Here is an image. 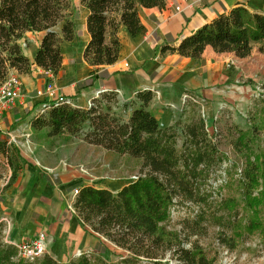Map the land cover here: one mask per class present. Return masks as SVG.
<instances>
[{"label": "trees", "instance_id": "trees-1", "mask_svg": "<svg viewBox=\"0 0 264 264\" xmlns=\"http://www.w3.org/2000/svg\"><path fill=\"white\" fill-rule=\"evenodd\" d=\"M89 10L86 27L90 39L83 51L84 59L93 67L114 63L119 54L117 31L123 25L136 36L142 29L139 8L164 6V0H79ZM62 24V36L53 28ZM45 34L34 57V64L56 73L62 55L59 43L75 34L74 6L71 0H0V84L15 70L27 73L30 62L22 53L18 40L25 32ZM255 44H264V13L250 11L243 4L218 13L191 35L183 37L176 47L163 46L185 57L201 60L207 46L216 53H233L244 58ZM259 51H264L261 46ZM97 69L90 72L95 77ZM84 87V86H83ZM100 95V96H99ZM86 108L51 100L44 111L31 119L32 129L47 128L48 136L76 134L84 127V140L106 151L141 160V174L113 192L94 184L77 188L73 209L80 227L93 235L101 246L105 241L120 248L125 255L117 264H213L192 235L203 234L207 224L218 226L219 242L232 250L241 227L239 207L244 211V231H262L264 223L258 207L264 202V147L258 153L252 148L245 155L236 185L240 200L234 196L213 197V187L227 156L206 130L202 117L188 121L178 119L162 127L148 109L152 97L149 90L137 92L133 101L119 104L114 93L102 92ZM130 113L126 116L127 111ZM264 128V122H263ZM240 132L239 141H243ZM6 142V141H5ZM0 149L12 168L10 181L16 179L20 155L7 142ZM233 164L224 169L222 185L227 184ZM180 203L198 206L193 221L180 230L167 229L171 209ZM205 224V225H204ZM232 232L231 235L227 231ZM103 247V248H104ZM13 245L0 246V264H61L48 255L39 261L15 259ZM37 261V262H36ZM64 264H114L94 260L83 253Z\"/></svg>", "mask_w": 264, "mask_h": 264}, {"label": "crops", "instance_id": "crops-1", "mask_svg": "<svg viewBox=\"0 0 264 264\" xmlns=\"http://www.w3.org/2000/svg\"><path fill=\"white\" fill-rule=\"evenodd\" d=\"M71 1L76 31L71 40L59 43L62 61L56 73L38 71L34 64L44 31L25 32L17 41L30 62V70L27 73L11 70L22 83V94L3 112L0 142H9L6 135L11 134L13 139L20 129H31V119L57 95H63L72 106L85 107L102 92L114 93L118 103L122 104L133 101L137 92L149 90L152 97L148 109L162 127L184 119L193 103L202 105V115L209 117L212 113L211 101L223 93L215 90L214 85L232 77L226 60L231 54L235 55L216 53L207 46L201 60H196L169 50L162 51L161 48L176 47L183 37L191 35L218 13L236 4L264 13V0H164L162 8H139L143 29L138 35H131L120 25L117 31L120 43L117 60L93 67L83 57L90 39L86 27L89 10L79 0ZM61 28L59 23L53 30L62 36ZM93 69L97 71L92 78L90 72ZM129 113L130 109L126 116ZM30 170L20 183L17 180L10 186L13 190L18 189L12 200L7 202L10 204L8 210L0 216V223L5 221L0 230L3 235L0 246L30 241L43 232L46 236L44 255L58 263L64 264L83 253L97 254L94 251L96 239L80 227L75 214L69 210L75 199L72 190L84 183H94L83 181L82 171L73 164L51 173L36 165H32ZM127 183L126 180L113 182L112 185H94L115 192ZM99 255L107 263L117 262L116 256Z\"/></svg>", "mask_w": 264, "mask_h": 264}, {"label": "rangeland", "instance_id": "rangeland-1", "mask_svg": "<svg viewBox=\"0 0 264 264\" xmlns=\"http://www.w3.org/2000/svg\"><path fill=\"white\" fill-rule=\"evenodd\" d=\"M261 46L264 47V44H255L253 52L248 58H237L232 54L228 56L226 62L232 70V77L214 85L215 90L223 91V93L211 101L212 113L209 117L202 115V105L193 103L194 106L188 108V113L184 118V121H188L192 118L202 117L209 135L218 142L220 150L227 156V160L218 173L220 176L217 177L213 187L214 198L234 196L240 200L235 180L242 170L245 155L249 152V148L258 153L264 147V51H259ZM41 109L43 112L44 107ZM86 130L87 127H84L73 135L48 136L47 128H26L20 129L13 139L11 134L6 135L10 139L6 146L11 151L16 149L21 157L16 162L19 164L16 179L10 186L13 183L16 184L17 180L20 183L26 173L30 174L32 165L51 173L62 166L73 164L82 171L83 181L94 184L112 185L113 182L120 183L135 179L141 174L140 159L128 155H118L106 151L100 146L89 144L84 140ZM240 132L243 133L242 137H245L241 142L239 141ZM231 164H233V169L228 182L222 185L221 176H224V169ZM11 173L12 168L8 164V158L0 149V216L8 210L7 206L9 207L10 204L7 202L12 200V195L18 189L17 187L13 190L7 186ZM75 190L76 188L71 192L73 195H75ZM2 207H6V209ZM241 207L242 205L239 207L238 215L241 223L240 236H236L237 243L234 249L230 250L219 242L218 226L212 224H207L203 234L190 236L189 240L184 243L185 246L190 247L191 242H197L206 255L214 259L213 264H264V229L246 234L243 220L245 213ZM69 210L74 213L72 206ZM197 211L198 206L191 203L174 205L166 222L167 229H182L185 222L193 221ZM258 212L264 223V202L258 207ZM4 222L0 223V230L3 229ZM226 231L228 235L232 234V232ZM1 237L3 235L0 232V239ZM104 241L105 247L101 246L96 239L94 251L97 254L90 252L88 253L90 257L94 260L103 259L99 255L102 253L105 256H116L117 262L120 261L121 258L118 255L120 253L125 255L126 252L118 249L111 242ZM166 259L168 256L163 261ZM163 261L160 264H163ZM114 264L117 263L114 262ZM169 264H176V262L171 260Z\"/></svg>", "mask_w": 264, "mask_h": 264}, {"label": "built area", "instance_id": "built-area-1", "mask_svg": "<svg viewBox=\"0 0 264 264\" xmlns=\"http://www.w3.org/2000/svg\"><path fill=\"white\" fill-rule=\"evenodd\" d=\"M127 66V64H124ZM38 71H43L42 68L37 67ZM22 94V83L18 76L14 73H10L7 78L0 84V132H2L3 112L11 106ZM57 102H67L63 95H57L55 97ZM77 193V189L75 193ZM45 241L46 236L43 232H39L37 236L30 240L20 243H14L15 259H21L26 262H33L41 258L45 253Z\"/></svg>", "mask_w": 264, "mask_h": 264}]
</instances>
